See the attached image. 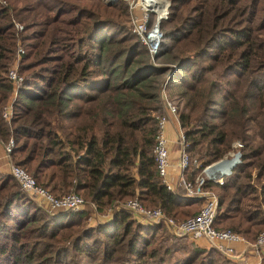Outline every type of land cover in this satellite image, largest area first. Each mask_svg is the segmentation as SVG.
Returning <instances> with one entry per match:
<instances>
[{
  "label": "trees",
  "instance_id": "16d2710c",
  "mask_svg": "<svg viewBox=\"0 0 264 264\" xmlns=\"http://www.w3.org/2000/svg\"><path fill=\"white\" fill-rule=\"evenodd\" d=\"M167 1L151 60L123 0H4L0 140L12 139L10 162L55 196L77 193L97 213L136 198L185 219L197 200L165 187L152 154L171 71L164 91L181 101L176 120L189 161L202 167L243 139L233 177L203 188L217 197L212 227L253 241L264 230V0ZM17 42L22 82L6 122ZM197 172L189 162L184 180ZM89 215L45 209L0 172V264H233L125 210L108 222L89 223Z\"/></svg>",
  "mask_w": 264,
  "mask_h": 264
},
{
  "label": "built area",
  "instance_id": "2783aa9c",
  "mask_svg": "<svg viewBox=\"0 0 264 264\" xmlns=\"http://www.w3.org/2000/svg\"><path fill=\"white\" fill-rule=\"evenodd\" d=\"M114 2L116 0H104ZM127 5L129 29L137 36L139 41L146 47L150 59L157 53L160 30L159 21L166 17L168 1L162 11L158 13L156 7H153L152 0H123ZM1 5H5L4 0H0ZM13 27L16 32L22 30L21 23L13 21ZM23 53L21 45L16 43L15 54L12 63L6 72V78L12 86V97L16 93V89L22 82V76L17 73V64L20 55ZM171 72V71H170ZM170 72L164 77L160 89V100L164 108V114L156 116L157 132L154 137L152 146L153 160L157 175L168 190L171 185L166 182L167 170L169 167L168 157V141L165 136V125L168 117L176 119V106L167 98L164 85L170 77ZM11 100V97L9 101ZM11 104H6L1 110V117L8 122L11 117ZM1 141V140H0ZM178 146L177 157V186L182 190V195L193 200L201 201L198 211L185 219L175 220L171 216L164 214L159 207H144L136 198H129L123 201H115L111 205L105 207L102 213H97L92 203L84 200L80 195L74 192H67L59 196H55L48 192L43 186L37 184L34 178L29 175L22 167L10 162L9 153L13 147V141L8 138L6 142L1 141L4 158L7 162L8 174L17 182L20 189L37 202L45 205L48 210H62L69 212H80L85 206L88 207L92 215L100 222H108L111 219L112 212L116 209H122L130 213L137 221L146 225H163L167 231L175 236H186L190 239L205 238L212 248L218 250L227 258L236 259L232 243L240 241L247 245L252 251L264 246V230L259 231L253 241H247L238 234L229 229H215L212 227V220L215 213L217 203L216 194L206 188H203L205 181L221 183L223 178H231V167L226 169L220 167L222 161L231 160L235 151L241 146V142L236 140L232 143V148L226 152L221 158L214 160L200 167L195 159L189 161V157L185 152V140L180 128L177 129L176 139ZM229 157L227 159L226 157ZM191 162L198 172L191 180H184V171ZM264 213V211H263ZM91 215V216H92ZM93 218V217H92ZM91 219V218H89ZM93 220V219H91ZM246 264V263H241Z\"/></svg>",
  "mask_w": 264,
  "mask_h": 264
},
{
  "label": "crops",
  "instance_id": "0c3cea01",
  "mask_svg": "<svg viewBox=\"0 0 264 264\" xmlns=\"http://www.w3.org/2000/svg\"><path fill=\"white\" fill-rule=\"evenodd\" d=\"M10 97H12V93ZM178 128L179 125L177 120L171 116L168 117V120L166 121V125H165V136L168 141V150H169L168 151L169 167L167 170L166 182L169 185H171V191H173L174 193H181L177 191L180 188L177 186V182H176V177L178 173L176 168L177 157H178V150H177L178 146L175 143V139ZM0 172L8 173L7 162L6 159L4 158V154L2 151L1 141H0ZM179 196H183V195L180 194ZM197 203L200 204V202ZM93 218H94L93 220H97L94 216ZM93 220H91V223ZM190 240L200 248H204V249L212 248L209 242L205 238L190 239ZM231 246L234 249L235 255H237L238 257L236 259H232V258L229 259L222 255L231 263L241 264L244 262L246 264H264V246L260 247L258 251L249 250L247 248V245L240 241L232 243Z\"/></svg>",
  "mask_w": 264,
  "mask_h": 264
},
{
  "label": "rangeland",
  "instance_id": "374dc122",
  "mask_svg": "<svg viewBox=\"0 0 264 264\" xmlns=\"http://www.w3.org/2000/svg\"><path fill=\"white\" fill-rule=\"evenodd\" d=\"M107 4H109V3H111V2H107V1H105ZM169 98V100L176 106V112L181 108V101L179 100V98L177 97V95H176V93H173L172 95H170V97H168ZM14 99V97H11V100L10 101H7V103L6 104H8V103H12V100ZM5 104V105H6ZM255 131V128H254V126H251L250 127V129H248L247 130V132H248V134L251 136L252 135V133ZM177 133V132H176ZM253 136V135H252ZM236 140H239L242 144H241V146L243 145V139H242V137H236V138H234L231 142H230V149L232 148V143L233 142H235ZM175 143H176V141H175ZM176 145H177V143H176ZM240 146V147H241ZM226 154V153H225ZM227 159H229V157L227 156L226 157ZM197 161V160H196ZM27 172V171H26ZM28 173V172H27ZM29 174V173H28ZM30 175V174H29ZM232 175V177H233V173L231 174ZM224 179V178H223ZM180 188V187H179ZM178 192H181V193H176L177 195H182V190L181 189H178L177 190ZM26 194V193H25ZM30 197V196H29ZM181 197H184L185 198V196H181ZM34 202H36V203H38V205H41L42 207H44L45 209H48L45 205H43V204H41V203H39V202H37L35 199H33L32 197H30ZM197 202H201V201H197ZM200 206V204H196V206L194 205L193 207L194 208H192V209H190L189 210V212L192 214V212H194V211H196V209L198 208ZM84 209H86V210H88V207L87 206H85L84 207ZM91 214H92V212H90V218L91 217H93V215L91 216ZM88 222L89 223H91V219H89L88 220ZM93 222V221H92ZM164 227V226H163ZM167 230V229H166ZM168 232V231H167ZM169 233V232H168ZM170 235H173V234H171V233H169ZM179 237H182V240L183 241H185V242H192L188 237H186V236H179ZM195 244V243H194Z\"/></svg>",
  "mask_w": 264,
  "mask_h": 264
},
{
  "label": "bare ground",
  "instance_id": "6f19581e",
  "mask_svg": "<svg viewBox=\"0 0 264 264\" xmlns=\"http://www.w3.org/2000/svg\"><path fill=\"white\" fill-rule=\"evenodd\" d=\"M153 2V7L158 10V13H160L163 9V7L166 5V1L164 0H152ZM233 161L232 160H228V161H222L220 163V167L221 168H227L228 166H230V164L232 163Z\"/></svg>",
  "mask_w": 264,
  "mask_h": 264
},
{
  "label": "water",
  "instance_id": "95a60500",
  "mask_svg": "<svg viewBox=\"0 0 264 264\" xmlns=\"http://www.w3.org/2000/svg\"><path fill=\"white\" fill-rule=\"evenodd\" d=\"M239 157H240V152L237 150L234 152L233 157L231 158L233 162L230 164V167H232L235 163L239 161Z\"/></svg>",
  "mask_w": 264,
  "mask_h": 264
}]
</instances>
